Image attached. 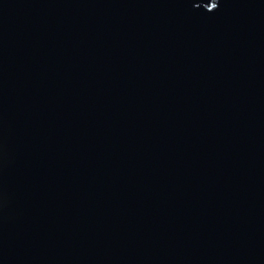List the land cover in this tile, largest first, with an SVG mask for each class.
I'll use <instances>...</instances> for the list:
<instances>
[{
    "label": "water",
    "instance_id": "95a60500",
    "mask_svg": "<svg viewBox=\"0 0 264 264\" xmlns=\"http://www.w3.org/2000/svg\"><path fill=\"white\" fill-rule=\"evenodd\" d=\"M0 264H264V0H0Z\"/></svg>",
    "mask_w": 264,
    "mask_h": 264
}]
</instances>
